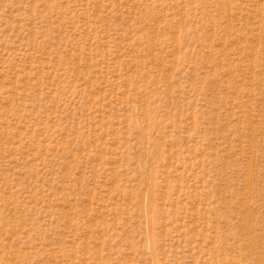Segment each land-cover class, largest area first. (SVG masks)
Wrapping results in <instances>:
<instances>
[{"label": "rangeland", "instance_id": "1", "mask_svg": "<svg viewBox=\"0 0 264 264\" xmlns=\"http://www.w3.org/2000/svg\"><path fill=\"white\" fill-rule=\"evenodd\" d=\"M0 264H264V0H0Z\"/></svg>", "mask_w": 264, "mask_h": 264}]
</instances>
